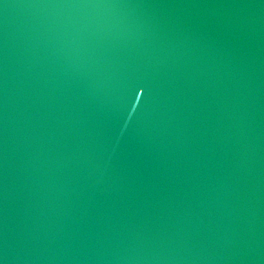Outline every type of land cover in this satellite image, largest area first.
I'll return each mask as SVG.
<instances>
[{"label":"water","instance_id":"95a60500","mask_svg":"<svg viewBox=\"0 0 264 264\" xmlns=\"http://www.w3.org/2000/svg\"><path fill=\"white\" fill-rule=\"evenodd\" d=\"M0 264H264V0H0Z\"/></svg>","mask_w":264,"mask_h":264}]
</instances>
